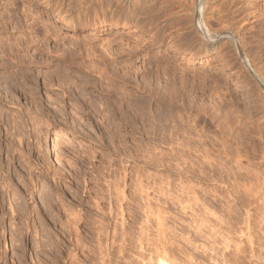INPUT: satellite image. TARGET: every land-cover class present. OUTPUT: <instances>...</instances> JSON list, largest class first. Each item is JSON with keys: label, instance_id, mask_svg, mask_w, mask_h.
Returning a JSON list of instances; mask_svg holds the SVG:
<instances>
[{"label": "rangeland", "instance_id": "1", "mask_svg": "<svg viewBox=\"0 0 264 264\" xmlns=\"http://www.w3.org/2000/svg\"><path fill=\"white\" fill-rule=\"evenodd\" d=\"M51 1L57 12L0 0L1 56L32 70L1 79L0 167L13 183L29 161L61 172L48 183L34 169L27 203L40 212L52 191L54 219L40 229L31 214L29 234L17 218V247L9 214L0 264H264V182L245 168L264 162V0H73V15L90 6L81 26L61 15L69 0ZM194 5L235 31L201 37ZM63 42L76 62L60 70Z\"/></svg>", "mask_w": 264, "mask_h": 264}, {"label": "bare ground", "instance_id": "2", "mask_svg": "<svg viewBox=\"0 0 264 264\" xmlns=\"http://www.w3.org/2000/svg\"><path fill=\"white\" fill-rule=\"evenodd\" d=\"M66 1V0H65ZM68 1V0H67ZM66 1V2H67ZM46 2L47 3H44L45 5H47L48 6V9H50V10H52L53 12H57V9H53L54 8V1H51V0H46ZM193 2H195L194 0H193ZM204 2L205 3H207V0H204ZM72 3H73V0H69L68 1V4H67V8H65L64 7V9H63V11H61V15H64V17H66L67 19L70 17V20L72 21H76V25H79V26H81V24L82 23H84L85 21H89L90 23H92V16H91V14H90V6H86L82 11H79L78 12V15H76V14H74L73 15V13L76 11V8H75V5H72ZM193 4H197V3H193ZM206 5V4H205ZM66 6V5H65ZM77 6H80V5H77ZM58 7H59V5H58ZM62 8V7H61ZM193 10H194V21L196 22V21H198L200 18H201V23H202V32L204 33V34H202L200 31H199V29L197 28V25L196 24H194V27L197 29V33L201 36V37H203V35L205 36V37H207L209 40L211 39V40H213L214 41V39L215 38H219L223 33H228L229 35H231V33L232 32H234L235 31V27H234V25L230 22V21H228V20H225V19H222V17H217L216 18V20L214 21V22H212L210 19H209V17H206L205 15H201L200 16V10H198L197 11V6L196 5H194L193 7ZM75 9V10H74ZM193 17V16H192ZM94 22L96 23V20H94ZM200 22V21H199ZM198 22V23H199ZM213 25H215V26H213ZM52 28H54V27H52ZM52 28H51V26L50 25H47V23L46 24H44V30L47 32V33H49V32H53V30H52ZM228 35V36H229ZM215 38H214V37ZM206 38V39H207ZM214 38V39H213ZM202 39V38H201ZM20 40V43L22 42V38L21 39H19ZM203 40V39H202ZM220 40H221V38H220ZM23 43V42H22ZM59 45H61V46H63V50H64V55L62 56V59L61 60H59L58 62H56L54 65H55V67H57V69H60L61 67H63V66H70V64L71 63H73L72 65H74V63L76 62V60H75V58H74V56H73V51L71 52V51H68L67 49H66V47H67V45H69V47H70V44H68V43H65V42H63V43H58V46ZM210 46V44L209 43H207V46ZM207 46L206 47H204V48H206L205 49V51L204 52H206V53H209V52H213L214 50L212 49V47L210 48V47H208L207 48ZM199 50H197V52H198ZM193 55L194 54H196V52H193V50H191L190 51ZM75 61V62H74ZM252 62V61H251ZM25 61H22V60H20V59H18V60H14V59H5V58H3L2 56H1V53H0V90L1 91H3L2 90V88H3V84H2V82H1V79H3V77H8V78H10L12 81H14L15 82V84L17 85V86H20V85H22V83L24 84V82L23 81H21V78H24V79H26L27 77H29V72H31L32 73V70H31V68L29 69V68H26L25 67ZM252 64V63H251ZM254 64V63H253ZM60 67V68H59ZM253 67V66H252ZM257 68V70L256 71H258V73H261V75H262V73L264 74V72H262V68H260L259 66H256ZM64 68V67H63ZM66 68V67H65ZM57 69H54V71L55 70H57ZM61 70V69H60ZM60 70H58V71H60ZM63 70V69H62ZM69 70V69H68ZM53 71V70H52ZM53 71V72H54ZM58 71L56 72L55 71V73H58ZM254 71V70H253ZM58 75L59 76H61V73H58ZM261 77H263V75L261 76ZM26 82V81H25ZM9 87L10 86H8L7 88L9 89ZM258 88V87H257ZM258 91H261L259 88H258ZM258 91H256L257 93H258ZM261 93V92H260ZM9 97V96H8ZM2 98V97H1ZM6 98H7V96H6ZM140 98V97H139ZM254 98V97H253ZM259 99H260V104H261V107H262V111L264 112V97H263V95H261L260 94V96L258 97ZM257 98V99H258ZM108 99V98H107ZM137 99V98H136ZM258 99V100H259ZM142 100V99H141ZM257 101V100H256ZM113 102V101H112ZM129 104H131V103H129ZM258 104V103H257ZM260 106V105H259ZM131 107V106H130ZM260 107V108H261ZM133 108H134V106H133ZM137 108L139 109V107L137 106ZM136 108V109H137ZM181 108V107H180ZM135 109V110H136ZM137 109V110H138ZM134 110V111H135ZM173 110V109H172ZM182 110V109H181ZM139 111V110H138ZM130 112V111H129ZM173 112V111H172ZM137 113V112H136ZM177 115V114H176ZM174 117V116H173ZM179 117V116H178ZM181 118H182V115H181ZM180 118V119H181ZM164 128V127H163ZM178 129V128H177ZM163 130V129H162ZM180 130V129H179ZM174 132V131H173ZM15 133V132H14ZM186 133V132H185ZM61 134H63V132L61 131V130H57L56 129V131H55V133H54V135H53V139H52V147H51V153L53 154H55L56 152H57V140L59 139V136L61 135ZM161 134V133H160ZM14 135V134H13ZM178 135V134H177ZM16 137V136H15ZM21 137V136H20ZM161 137V136H160ZM165 138V137H164ZM163 140V139H162ZM165 140V139H164ZM13 141V140H12ZM21 141V140H20ZM19 141V142H20ZM18 142V143H19ZM10 145H11V143H10ZM9 145V146H10ZM8 146V148H7V153H8V155L9 156H12V155H14L15 157L18 155V157H20L19 159H21L22 160V158L23 157H25L26 156V152H23L22 151V149H20V148H18V146L16 147V149L13 147V146H15V145H13L12 147L13 148H11V147H9ZM12 149H14V151L12 150ZM1 151V150H0ZM15 152H17V153H15ZM27 154H29V153H27ZM264 155V154H263ZM28 156V155H27ZM13 157V156H12ZM13 160V159H12ZM17 160V159H16ZM29 162H31V161H29ZM28 162V164H27V160H26V164L28 165H25V163L24 164H22L23 166H24V168H26V170H27V172H28V174H26V175H29V177L27 176V178L26 177H23L22 179L21 178H19V174H18V178L21 180L20 182L19 181H17V183L15 184V183H13V181L10 179V177L8 176V175H6L5 173H6V168L5 167H0V174L2 175V176H4V177H0V248L2 247V246H7V240L5 239V231L6 230H8L7 229V227H8V222L6 221V219L7 218H9V214H11L10 215V223L11 224H9V226H11V227H13L12 228V230H13V232H14V238H13V240H12V246H17L18 244H19V241H22L23 240V236H21V234L22 235H25L26 237H27V235L25 234V231L23 232V229L22 228H18V226L17 225H20V224H16L15 223V221L17 220V218L19 219V218H21L22 216H24V218H22L23 220H24V222L26 223V225L25 224H21V226H23V225H25V226H23L25 229H26V231L29 233V234H31V232H29V228L31 229V225H30V223H27L28 222V220H29V218H30V216H31V214H33V213H35V214H42L43 213V215L45 216V220L43 219V220H41V217H40V229H43V226H41V225H43V224H45L46 222H51V218H53V217H51V211L49 212L48 210V208H46L45 209V207H47V206H49L50 207V205H48V199L51 197V195H50V197L48 196L51 192H49L48 193V195H43V194H41V200L43 201V205H40V212H39V209L38 210H35V209H31L30 208V205H29V203H27V201H28V199L29 198H31V196H35V192H34V185H33V181H34V183H35V181H36V175H34V173H35V170L37 169V168H39L40 169V172H42V173H44V176H46V178H47V180H48V183L49 182H53V181H55V180H57L58 179V177H57V175L59 174V176H60V173L61 172H58L57 170H52L49 166H47L46 164H45V166L46 167H44V164H43V166L42 167H39L36 163V165L35 164H33V162L32 163H29ZM236 162L238 163V164H240V165H242V162H241V160L239 159V160H236ZM1 164L0 165H2V162H0ZM7 163V162H6ZM9 164V163H8ZM13 164V163H12ZM251 164L252 165H254V167H253V169L252 168H250L249 166H245V168L246 169H250V170H252V172H253V174H255V176L257 177V179L259 180V181H261V182H264V162H251ZM40 165V164H39ZM20 166V165H19ZM22 166V167H23ZM44 167V168H43ZM8 168V167H7ZM13 168V167H12ZM16 168V167H15ZM19 168V167H18ZM17 168V169H18ZM36 168V169H35ZM47 168V169H46ZM35 169V170H34ZM16 170V169H15ZM14 170V171H15ZM17 171V170H16ZM21 177H22V175H20ZM33 176V177H32ZM35 176V177H34ZM44 176H42V177H44ZM18 178H16V179H18ZM39 178H40V175H39ZM39 178H37V179H39ZM18 179V180H19ZM41 180H42V178H40ZM59 180V179H58ZM56 182V181H55ZM45 183V182H44ZM19 185V186H18ZM45 185H47L48 186V184H46L45 183ZM43 183H42V186H43V188H44V190L46 191L47 190V188H49V190H50V187H47V186H45ZM42 188V189H43ZM41 189V188H40ZM44 190H42V192H45ZM24 192V193H26V196L27 195H31L29 198H28V196L27 197H25V196H23V195H21L22 193H20V192ZM41 192V193H42ZM46 192H48V191H46ZM10 193H12V194H14V197H15V200H17V201H14V202H12L11 203V201H9V206L10 207H7V202H8V199H7V196L10 194ZM28 193V194H27ZM262 193V192H261ZM47 194V193H46ZM17 196V197H16ZM46 196H48V198H46ZM53 196V195H52ZM263 196H264V193H263ZM11 198V197H10ZM39 199V198H38ZM40 199L38 200V203L40 202ZM47 199V200H46ZM12 200H14V199H12ZM37 200V199H36ZM45 200H46V202H45ZM50 200V202H49V204L51 203V200H53V199H49ZM264 202V201H263ZM263 202H261L260 204H262ZM41 203V202H40ZM53 203V202H52ZM52 206V205H51ZM262 206V205H261ZM44 209H45V211H44ZM48 209V210H47ZM42 215V216H43ZM35 216V215H34ZM38 216V215H37ZM52 216H54V215H52ZM13 219H14V221H13ZM54 219V218H53ZM57 219V218H56ZM77 220H78V218H76ZM74 220V219H73ZM77 220H75V221H77ZM19 221V220H18ZM22 221V220H21ZM42 221V222H41ZM44 221H46V222H44ZM55 221V220H54ZM58 221V220H57ZM71 223V222H70ZM7 224V225H6ZM47 224V223H46ZM72 224V223H71ZM76 224V223H75ZM45 226H47V225H45ZM44 226V227H45ZM72 226V225H71ZM42 227V228H41ZM9 228V227H8ZM32 228H35V226L33 227L32 226ZM46 228V227H45ZM10 229V228H9ZM24 229V230H25ZM11 230V229H10ZM44 230H46V229H44ZM48 230V229H47ZM32 231V230H31ZM50 231V230H49ZM34 232L36 233V231H35V229H34ZM33 232V235L35 234ZM37 232H39V231H37ZM45 232V231H44ZM43 234V231L41 232L40 231V234ZM38 234V233H37ZM45 234V233H44ZM44 234L42 235V238L41 239H43V240H41V249L43 248V247H46V245H49V247L51 246L50 244V239H49V237H50V235L48 236V234H46L45 235V238H46V240H45V238H44ZM13 236V235H12ZM20 236V237H19ZM24 236V237H25ZM36 236V235H35ZM34 236V237H35ZM41 236V235H40ZM53 236V235H52ZM28 239V238H27ZM35 239V238H34ZM24 240H26V239H24ZM36 240V239H35ZM34 240V241H35ZM39 240V239H38ZM38 240H36V242L38 241ZM52 241V240H51ZM18 242V243H17ZM25 242H27V241H25ZM35 242V243H36ZM39 242V241H38ZM54 243V242H53ZM22 244H24L23 243V241L21 242V244L20 245H18V246H23ZM27 244V243H26ZM34 244V243H33ZM37 244V243H36ZM35 245V244H34ZM42 245H43V247H42ZM17 246V247H18ZM38 246V244L36 245V247ZM25 247H27V246H25ZM40 247V246H39ZM21 248V247H20ZM20 248H18V249H20ZM51 248V247H50ZM2 249V248H1ZM22 249V248H21ZM1 258H4V255H3V257H1L0 256V259ZM5 260V259H4ZM3 260V261H4ZM159 264H170V263H168L167 262V260H165V259H163V258H160L159 259Z\"/></svg>", "mask_w": 264, "mask_h": 264}]
</instances>
